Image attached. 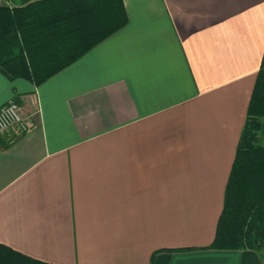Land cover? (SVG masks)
<instances>
[{
    "label": "crops",
    "instance_id": "0c3cea01",
    "mask_svg": "<svg viewBox=\"0 0 264 264\" xmlns=\"http://www.w3.org/2000/svg\"><path fill=\"white\" fill-rule=\"evenodd\" d=\"M9 4L0 0V5ZM128 22L0 133V244L50 264H264L211 248L264 55V0H124Z\"/></svg>",
    "mask_w": 264,
    "mask_h": 264
},
{
    "label": "trees",
    "instance_id": "16d2710c",
    "mask_svg": "<svg viewBox=\"0 0 264 264\" xmlns=\"http://www.w3.org/2000/svg\"><path fill=\"white\" fill-rule=\"evenodd\" d=\"M0 71L40 85L128 22L124 0H8ZM264 55L211 248L264 252ZM0 264H50L0 244Z\"/></svg>",
    "mask_w": 264,
    "mask_h": 264
},
{
    "label": "built area",
    "instance_id": "2783aa9c",
    "mask_svg": "<svg viewBox=\"0 0 264 264\" xmlns=\"http://www.w3.org/2000/svg\"><path fill=\"white\" fill-rule=\"evenodd\" d=\"M12 128H17L21 132H25L30 128L22 106L15 98L10 99L0 107V133Z\"/></svg>",
    "mask_w": 264,
    "mask_h": 264
},
{
    "label": "rangeland",
    "instance_id": "374dc122",
    "mask_svg": "<svg viewBox=\"0 0 264 264\" xmlns=\"http://www.w3.org/2000/svg\"><path fill=\"white\" fill-rule=\"evenodd\" d=\"M263 121H264V120H263ZM262 134H263V133L260 134V137H261V138H260V142H261L262 144H264V135H262Z\"/></svg>",
    "mask_w": 264,
    "mask_h": 264
}]
</instances>
